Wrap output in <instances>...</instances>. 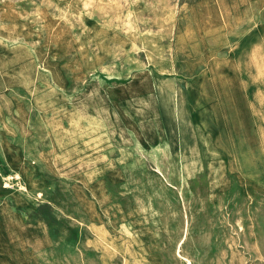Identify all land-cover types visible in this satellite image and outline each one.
Segmentation results:
<instances>
[{
  "label": "rangeland",
  "instance_id": "rangeland-1",
  "mask_svg": "<svg viewBox=\"0 0 264 264\" xmlns=\"http://www.w3.org/2000/svg\"><path fill=\"white\" fill-rule=\"evenodd\" d=\"M0 264H264V0H0Z\"/></svg>",
  "mask_w": 264,
  "mask_h": 264
},
{
  "label": "bare ground",
  "instance_id": "bare-ground-1",
  "mask_svg": "<svg viewBox=\"0 0 264 264\" xmlns=\"http://www.w3.org/2000/svg\"><path fill=\"white\" fill-rule=\"evenodd\" d=\"M176 96H177V95H176ZM157 98H158V97H157ZM161 99H162V101H163V103H164V97H163V96L161 97ZM163 107H164V104H163Z\"/></svg>",
  "mask_w": 264,
  "mask_h": 264
},
{
  "label": "crops",
  "instance_id": "crops-1",
  "mask_svg": "<svg viewBox=\"0 0 264 264\" xmlns=\"http://www.w3.org/2000/svg\"><path fill=\"white\" fill-rule=\"evenodd\" d=\"M68 117H69V115H68ZM71 124H73V123H71ZM73 131H74V130H73ZM73 131H72V132H73ZM55 137H57V136H55Z\"/></svg>",
  "mask_w": 264,
  "mask_h": 264
}]
</instances>
